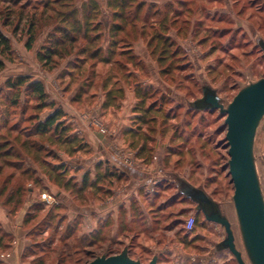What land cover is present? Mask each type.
Masks as SVG:
<instances>
[{
  "label": "rangeland",
  "instance_id": "374dc122",
  "mask_svg": "<svg viewBox=\"0 0 264 264\" xmlns=\"http://www.w3.org/2000/svg\"><path fill=\"white\" fill-rule=\"evenodd\" d=\"M28 1L33 6L39 4V0H24L23 4ZM70 1L77 9L97 10L99 14L95 20L98 21L102 14L109 15L113 0ZM140 2L155 6L154 11L160 13L152 14L145 21L148 37L141 36L143 20L136 24V38L128 32L130 29L127 37H120L118 50L128 48L122 44L125 42L133 48L135 55V60L130 63L127 57L121 59L126 62V71L120 66L107 67L116 76L117 88H121L122 93L108 102L102 90L103 83H100L97 98L88 97L81 109H87L83 119L100 133L97 126H93L95 121L105 128L108 126L91 109L99 101V96L105 97L104 107L112 108L125 96L130 97L136 114L133 130L126 135L127 148L117 149L116 156H139L145 159L141 165L155 163L154 170L148 171L150 174L157 170L162 172L158 178L148 179L149 193L142 194L145 210L139 213V217L135 216L133 224L126 223L128 218L123 215L115 239H111L113 235L109 230L104 232V239H100L96 246L87 247L90 237L85 234L84 208L86 203L94 201L84 176L83 159L88 151L80 150L79 154L73 151V147L79 145H71V133L38 136L45 146L39 154L42 181H31L27 185L28 190H32L29 197L24 206L12 214V209L5 208L0 200V226L4 232L3 235L0 232V264H31L35 259L31 253L35 246L39 248L36 249L37 256H45V264H88L102 254L121 252L125 246L131 247L134 259L148 264L153 256L148 254L146 244L151 240L158 244L159 251H165V255L173 254L167 264H225L229 256L232 264H236L229 252L211 256L210 251L214 248L212 228L218 225L208 228L203 214L194 212L195 204L185 200L173 184L162 182L158 185L157 180L168 181L165 173L174 172L195 186H204L222 204L233 224L238 247L243 250L232 201L234 186L228 168L225 116L218 111H189L186 101L201 98V83L208 82L229 103L249 81L264 78V53L256 45L258 37L264 39V0H136L135 3ZM68 7L59 10H68ZM175 18L178 19L176 24L173 23ZM60 22L59 19L40 21L36 41L30 50L26 47L28 36L23 31L24 24L17 33L14 26H0L13 47L11 59L6 61V68L0 73V138L13 126L17 130L13 137L18 132L34 130L36 124L53 111H36L38 103L30 93H23L19 105L11 106L5 83L18 76L42 82L45 92L49 98L55 99L56 108L62 110L64 120L71 126V94H77L80 85H76L71 93V85L68 86L71 76L67 70L75 56L60 61L53 72L45 71L37 58L39 49ZM108 31L97 44L104 57L111 45ZM155 36H158L157 40L150 47ZM159 38L169 39L174 44L171 52H178L176 58L169 55L165 65L159 64L160 51L154 52ZM166 68L170 72L163 75ZM107 85L113 86L114 81ZM117 88L111 89L117 92ZM5 106H9L7 124H4L3 116ZM111 131L114 130H110V135H115ZM39 141L35 142V148H39ZM255 154L264 192V120L257 133ZM26 161V166H31L32 159ZM136 163L134 159L129 161L131 166ZM147 166L143 168L149 170ZM108 182L107 178L103 180V192L110 186ZM128 182V178H123L118 185ZM45 191L56 197L55 210L41 201L40 196ZM31 206L37 207L29 210ZM28 212L30 215L26 216ZM191 215L196 216L195 229L187 233L184 224ZM199 230L205 238L192 237ZM206 238L210 239L205 242ZM86 252L92 253L89 259ZM216 256L223 259L218 260Z\"/></svg>",
  "mask_w": 264,
  "mask_h": 264
},
{
  "label": "trees",
  "instance_id": "16d2710c",
  "mask_svg": "<svg viewBox=\"0 0 264 264\" xmlns=\"http://www.w3.org/2000/svg\"><path fill=\"white\" fill-rule=\"evenodd\" d=\"M23 1L0 0V26L5 28L14 26V32L17 33L20 31L21 25L24 24L25 29L23 28V31L28 36L26 47L30 50L36 41L40 21L44 19L47 21L59 19L61 21L48 35L47 40L38 51L37 58L45 71L53 72L58 67L60 61L70 56H75V59L68 66L67 73L71 76V82L68 85H71V93L76 85H80L77 94H71V102L77 108H81L82 103L88 97L90 99L97 98L100 83H103L102 90L106 94L107 101L111 98H118V94L122 93V89L117 88L119 82L116 76H113L111 68L107 69V67L120 66L122 70L126 71V62H123L121 59L127 57L129 63L135 60L133 48L127 46L125 42L122 44L128 48L118 50L120 37L121 35L127 37V30L130 29L128 32L136 38L138 35L136 24L140 20L144 22L141 28V36L148 37L145 21L152 14L160 13V11H154L155 6H147L144 2L135 3L136 0H113L109 6L111 10L109 15L102 14L101 20L96 21L95 18L99 14L97 10H90L89 8L87 10L77 9L71 5L70 0H39V4L34 6L32 2L28 1L23 4ZM96 1L98 2V0ZM61 7H68V10L60 12L59 8ZM173 23H178V19L175 18ZM106 31L109 33L108 37L111 40V45L104 57L101 55L102 50L97 44L102 41L105 36L104 32ZM155 37H152L150 47L156 42L155 40H157L158 36ZM173 45L169 39L159 38L154 48V52L160 51L159 64L165 65L169 55L172 58L178 56L177 51L171 52ZM117 51L120 52L117 53ZM12 55V43L0 28V73L5 70L6 61L10 60ZM169 72L166 68L162 74L167 75ZM104 76L106 78L102 80ZM81 81L83 83H80ZM112 81H114V85L108 87L107 84ZM113 87L117 88V92L111 89ZM5 89L10 93L8 97L11 96V106L13 107L19 105L23 93H30V96L38 103L36 111L53 110L44 121H39L36 124L34 130L26 133L18 132L13 137L12 135L17 131L16 126H13L8 129L9 131L6 132V135L0 138V200L5 208L12 209V214L14 211L22 208L29 197L31 190H28L27 185L31 181L35 183L42 181L43 173L39 167V154L43 149L45 150V146L42 141H39L38 136L43 137L49 133L53 135H65L71 133V126L64 120L65 114L62 110L57 109L56 103L50 100L42 82L34 81L27 76H18L8 79L5 83ZM106 103L105 105H108ZM5 107L3 116L5 117L4 124H7L8 119L6 117L9 106ZM3 128L6 129V127ZM38 141L40 146H38L39 148H35L37 146L35 142L38 143ZM76 143L79 145L78 151H88L87 146L83 145L76 135L71 134V145ZM27 159H32L31 166H26ZM108 177L117 178L118 181L126 178L124 175L113 176L112 173H108L106 178L108 179ZM162 182L170 183L168 181H160L158 185ZM184 199L186 200V198ZM36 207L31 206L29 210ZM55 209L56 206H52L51 210ZM27 215H30L29 212ZM27 220L28 218H26L25 222ZM0 232L3 235L4 232L1 226ZM92 238L88 241L87 247L89 248L96 246L100 239H104V235L98 234ZM119 245L122 244L119 243ZM36 249L39 248L35 246V249L31 252L35 256L31 264H45V256H37ZM119 252L111 251L108 255ZM131 252L132 249L129 247V254L133 258ZM47 254L45 253L46 256ZM91 254V252H86L85 256L89 259L92 256Z\"/></svg>",
  "mask_w": 264,
  "mask_h": 264
},
{
  "label": "water",
  "instance_id": "95a60500",
  "mask_svg": "<svg viewBox=\"0 0 264 264\" xmlns=\"http://www.w3.org/2000/svg\"><path fill=\"white\" fill-rule=\"evenodd\" d=\"M256 45L264 53L262 37L256 39ZM201 90L202 97L186 101V106L192 111H218L225 116L228 168L234 186L232 201L243 250L238 247L233 224L222 204L204 186H195L178 173L167 172L164 176L180 195L195 204L196 214H203L207 222L224 230V238L214 244L212 254L229 252L237 264H264V192L255 154L257 133L264 120V78L249 81L229 103L208 82L201 83ZM158 261L159 255L155 254L148 264ZM88 264L143 263L131 258L125 246L116 255L102 254Z\"/></svg>",
  "mask_w": 264,
  "mask_h": 264
},
{
  "label": "crops",
  "instance_id": "0c3cea01",
  "mask_svg": "<svg viewBox=\"0 0 264 264\" xmlns=\"http://www.w3.org/2000/svg\"><path fill=\"white\" fill-rule=\"evenodd\" d=\"M105 97L99 96V101L91 109L95 110L96 115L100 116L103 122L107 124L108 127L106 128L108 130H114L115 135L103 132L99 133V131L90 127L83 119V115L87 112V109L77 108L71 102V110H69V114L71 115V120H69V123L71 121V134L76 135L80 142L87 146L88 149L83 159L84 176L88 188L94 196V201L86 203L84 208V224L86 228L85 234L89 235L90 239H93L92 236L94 237L98 234L104 235V232L109 230H111L113 235L111 239H115L116 234L119 233V226L123 215H126L128 218L126 223L133 224L135 216L139 217V213L145 210L142 194L144 192L149 193L150 185L148 179L152 178L154 180L155 176L158 178L159 175H162L160 170L150 174L148 171L154 170L155 163L151 166L141 165L145 159L139 156H116L117 149L121 147L127 148L126 135L128 136V132L133 130V119L136 114L128 95L113 108L104 107L103 102L105 101ZM50 99L51 101H55L54 98ZM73 151H77V154H79L78 148L73 147ZM71 153L74 154V152ZM133 159L137 162L136 167L129 164V161ZM143 166H147L149 170L144 169ZM108 173H112L113 176L124 175L128 178L129 182L126 185H118L119 181L117 178L108 177L111 180V182H108L110 186L106 189V192H103V188L105 187L102 185L103 180H105ZM158 182H160V179L157 180ZM207 224L209 225L207 226L208 228L213 227L211 225H215L209 222ZM122 228L124 229V227ZM212 229L214 230L212 232L214 233L212 243L221 242L224 238L222 228L215 226ZM192 237L196 239V237L205 238L206 236L202 235V232L199 230L192 234ZM208 239L210 238H206L205 242ZM152 241L146 244L148 254L152 256L158 254V264H167L173 254L168 253V256L165 255V251H159L157 249L158 244ZM195 243L194 241L193 244ZM142 245H145L144 242H142ZM180 246L183 245L180 244ZM212 250L210 251L211 256L215 257L212 254ZM216 257L218 260L223 259L221 258L222 256ZM224 263L232 264V258L229 256L228 260Z\"/></svg>",
  "mask_w": 264,
  "mask_h": 264
},
{
  "label": "built area",
  "instance_id": "2783aa9c",
  "mask_svg": "<svg viewBox=\"0 0 264 264\" xmlns=\"http://www.w3.org/2000/svg\"><path fill=\"white\" fill-rule=\"evenodd\" d=\"M93 126H97V128L103 133H109L110 134V130H108L107 128L103 127L102 124L98 123L97 121L94 122ZM111 132L114 133L113 131H111ZM40 199L48 207H52V206L57 204L56 197L52 196L51 194H49L46 191L41 194ZM195 224H196V216L195 215H191L185 221V224H184L185 231L187 233L194 232Z\"/></svg>",
  "mask_w": 264,
  "mask_h": 264
}]
</instances>
